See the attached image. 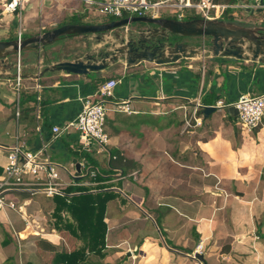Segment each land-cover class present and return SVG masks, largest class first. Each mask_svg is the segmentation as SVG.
I'll return each mask as SVG.
<instances>
[{
	"label": "crops",
	"instance_id": "0c3cea01",
	"mask_svg": "<svg viewBox=\"0 0 264 264\" xmlns=\"http://www.w3.org/2000/svg\"><path fill=\"white\" fill-rule=\"evenodd\" d=\"M102 1L27 0L13 14L0 15V41L14 40L18 34L20 38L36 36L71 24L70 18L80 20L84 14L79 24H95V3ZM162 18L172 19L164 13ZM191 19L195 17L183 20ZM113 34L101 41L95 35L74 36L45 50L20 52L18 89L13 84L17 56H9L11 69L0 67V177L6 149L15 137L36 151L48 139L51 127L59 126L61 134L49 144L47 155L70 172L77 173L75 163L82 158L90 169L106 170L112 151L135 165L129 170L134 175L110 174L109 180L101 182L119 183V188L110 190L126 202L106 204L104 256H89L86 264H264V118L251 133L235 128L223 109L206 119L201 111L202 122L189 128L184 125V115L197 100H208L206 105L201 103L203 107L231 104L247 93L244 89L240 94L233 92L245 83L264 90V63L211 61L205 51L203 57L166 65L142 62L127 67L118 60L89 75L45 72L57 62L81 59L106 44L118 46ZM202 41L192 38L188 45L198 49ZM260 72L261 79L255 78ZM107 80L117 81L112 101L124 110L108 112L105 147L86 150L78 133L63 128L79 112L81 100ZM214 117L219 124H213ZM58 172L68 183L67 174ZM80 175L74 188L97 184L88 182L83 171ZM36 195L13 192L2 196L0 264H44L36 249L39 239L63 246L58 232L48 225L54 204L44 196L48 206L43 209L37 206Z\"/></svg>",
	"mask_w": 264,
	"mask_h": 264
},
{
	"label": "built area",
	"instance_id": "2783aa9c",
	"mask_svg": "<svg viewBox=\"0 0 264 264\" xmlns=\"http://www.w3.org/2000/svg\"><path fill=\"white\" fill-rule=\"evenodd\" d=\"M27 0H6L0 4V15L13 14L22 7ZM251 6L264 9V0H252ZM89 4H92L89 2ZM95 11L103 16L116 20L127 17H153L162 18V13L170 14L172 19L183 20L189 13H200L204 20H221L229 9L245 8L237 2L224 3L216 0H103L95 3ZM159 16V17H158ZM20 39V34L17 36ZM18 56L15 64L14 86L20 85V72ZM116 80H107L101 84L92 95L81 100V108L75 118L63 129H72L78 133L82 146L89 150L91 148L103 149L107 144L108 137L104 131V123L108 112L121 111V104L112 101ZM234 106L237 115L234 124L241 132L251 133L261 124L264 118V92L253 95L241 94L231 104L217 103L216 109H224ZM203 106L196 101L188 115H184L186 128L194 127L200 123L197 112ZM16 116H18L16 112ZM47 140H42L36 151L26 148L24 142L15 137V143L6 149V165L0 177V206L2 196L7 193L20 192L38 194L51 198L54 195H65L63 189L68 186H77L76 179L83 175L93 178L98 171L90 169L85 158L80 160L79 172H70L67 168L52 161L47 155V147L61 134L59 126H52ZM59 170H63L69 182L62 181Z\"/></svg>",
	"mask_w": 264,
	"mask_h": 264
},
{
	"label": "water",
	"instance_id": "95a60500",
	"mask_svg": "<svg viewBox=\"0 0 264 264\" xmlns=\"http://www.w3.org/2000/svg\"><path fill=\"white\" fill-rule=\"evenodd\" d=\"M129 26L132 27L130 30L118 33ZM108 33H114L112 38L118 42V46L116 43L106 44L85 54L81 59L57 62L45 69V72L89 75L107 69L118 60H123L127 67L142 62L166 65L203 57L205 51L209 53L208 59L211 61L223 58L229 62L264 63L262 26L238 24L222 19L176 20L131 16L95 24H65L36 36L0 41V67L3 70L11 69L8 64L9 56H18L24 50H45L61 39L74 36L95 35L101 41ZM197 37L203 40L198 49L188 45V40ZM109 46L111 50L106 49ZM2 77L3 74L0 73V78ZM223 110L228 117L235 120L237 111L234 106ZM201 111L206 119L216 108L204 106ZM75 169L79 172V164L75 163ZM193 257L202 261L198 254Z\"/></svg>",
	"mask_w": 264,
	"mask_h": 264
},
{
	"label": "trees",
	"instance_id": "16d2710c",
	"mask_svg": "<svg viewBox=\"0 0 264 264\" xmlns=\"http://www.w3.org/2000/svg\"><path fill=\"white\" fill-rule=\"evenodd\" d=\"M230 3L234 0H229ZM69 23L79 24L80 20L70 18ZM264 27V21L260 22ZM260 24V25H261ZM202 104H208L203 99ZM201 104V105H202ZM201 110L197 112L199 117ZM231 119V118H230ZM91 160V159H90ZM90 163L93 165V161ZM94 166L93 169H95ZM135 165L117 151H112L106 170L98 171L93 178H86L94 186L67 187L65 195H54L50 198L54 204L48 218V225L58 232L63 240L61 248L45 239L36 241V249L44 259V264H86L89 256L103 257L105 250L106 222L105 207L109 201L118 206L125 205L126 200L118 192L110 190L119 183L101 182L109 180L110 174L125 175ZM106 176V177H104ZM109 189V190H107ZM78 193L75 195H70Z\"/></svg>",
	"mask_w": 264,
	"mask_h": 264
},
{
	"label": "rangeland",
	"instance_id": "374dc122",
	"mask_svg": "<svg viewBox=\"0 0 264 264\" xmlns=\"http://www.w3.org/2000/svg\"><path fill=\"white\" fill-rule=\"evenodd\" d=\"M217 2H224V3H230L229 2V0H216ZM236 2H237V0H235ZM238 4H240V5H243V6H245V8H238V9H229V10H227L226 11V15H224V17H228V20L230 19V20H233L234 22H238V23H240V24H245V25H255V24H261L260 22H262V21H264V9H257V8H253L252 6H251V4L253 3V1L252 0H240V1H238L237 2ZM188 14H189V16H191V17H193V16H199V17H201V14L200 13H197V14H195V13H189L188 12ZM89 15H94L93 13L91 14H89ZM85 17V14L83 15V16H81V18L83 19ZM94 17H95V19L93 20L95 23H97V22H99V21H102V20H110L111 18L110 17H107V16H103V15H100V14H98V16H96V15H94ZM108 18V19H106V18ZM171 17V16H170ZM90 18H92V17H90ZM234 18V19H233ZM82 19H80V21L82 20ZM113 20V19H112ZM88 21H90V20H88ZM262 25V24H261ZM65 52H71V50H65ZM56 57V56H55ZM264 66V65H263ZM262 68H264V67H262ZM261 76H262V73L260 72V76H256L255 78H259V79H261ZM262 85V84H261ZM263 86V85H262ZM252 86H248L246 83H245V87L244 86H238V87H235V90H237V91H233V92H236V94H240V92H238L239 90L242 92V90H243V92H247V93H249V94H253V95H256V94H259V93H261V92H264V90H261V89H257V88H255L254 86V88L252 87ZM254 89V90H253ZM243 94H245V93H243ZM214 115L215 116H217V115H219V112H218V110L216 111V112H214ZM213 121V124H219L218 122H217V117H214V119H212ZM220 120V119H219ZM200 122H202V121H200ZM221 124H223V125H226V123H221ZM203 124H200V126H202ZM196 126V125H195ZM199 126V127H200ZM234 127L235 128H237L236 127V125L234 124ZM195 128H197V127H195ZM90 150V149H89ZM130 171H128L125 175L126 176H122V175H119L118 177H127V176H132V175H134L135 174V172H134V174H130L129 173ZM131 173H133V172H131ZM35 198H37V206L38 205H42V207H43V209H45V208H47V204L46 203H44V196L43 195H41L40 193H38L37 195H36V197ZM40 200H42L43 202H41ZM46 202V201H45ZM30 224V221H28V222H25V224ZM37 225V224H36ZM35 226V225H34ZM38 226H40V224H38Z\"/></svg>",
	"mask_w": 264,
	"mask_h": 264
},
{
	"label": "flooded vegetation",
	"instance_id": "af4514ba",
	"mask_svg": "<svg viewBox=\"0 0 264 264\" xmlns=\"http://www.w3.org/2000/svg\"><path fill=\"white\" fill-rule=\"evenodd\" d=\"M226 21H228V20H226ZM230 22H232V21H230ZM236 23H238V22H236ZM238 24H240V23H238ZM250 26H252V25H250ZM253 26H255V25H253ZM205 44V43H204Z\"/></svg>",
	"mask_w": 264,
	"mask_h": 264
}]
</instances>
